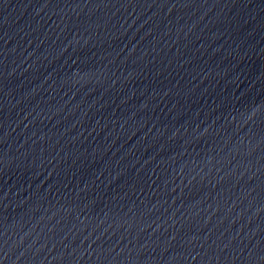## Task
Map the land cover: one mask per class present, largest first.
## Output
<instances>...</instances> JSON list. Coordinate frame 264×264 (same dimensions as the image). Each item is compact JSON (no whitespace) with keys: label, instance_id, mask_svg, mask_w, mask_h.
Wrapping results in <instances>:
<instances>
[{"label":"water","instance_id":"water-1","mask_svg":"<svg viewBox=\"0 0 264 264\" xmlns=\"http://www.w3.org/2000/svg\"><path fill=\"white\" fill-rule=\"evenodd\" d=\"M0 264H264V0H0Z\"/></svg>","mask_w":264,"mask_h":264}]
</instances>
